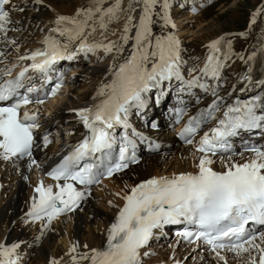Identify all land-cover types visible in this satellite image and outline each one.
I'll list each match as a JSON object with an SVG mask.
<instances>
[{
  "label": "snow or ice",
  "instance_id": "snow-or-ice-1",
  "mask_svg": "<svg viewBox=\"0 0 264 264\" xmlns=\"http://www.w3.org/2000/svg\"><path fill=\"white\" fill-rule=\"evenodd\" d=\"M94 2L97 5L95 8L77 11L76 16L83 15V20L65 16L56 18V27L52 31L66 36L68 43L48 37L43 42V49L20 57L22 60L32 61L29 67L33 71L47 76L54 64L59 60L72 59L77 52L103 50L108 55L115 47L119 54L129 39L134 41L130 55L118 69L114 72L109 70L114 77L112 81L101 84L97 89L96 95L104 99L94 107L77 110L76 114L89 135L47 173L49 178L57 181L56 191H53L51 185L45 187L43 181L34 189L37 195L33 198L27 215L31 221L46 219L45 228L61 214L74 211L79 207L80 201L85 199V193L78 190L76 185L88 188L98 184L101 177L110 178L128 168L130 163L138 162L134 152L135 144L127 135L121 137L117 161L107 167L106 171H99L100 165L88 161L97 157V154H100L101 160L111 156L117 141L110 130L117 126L125 129L129 127V112L133 108L139 110L145 106L146 93L166 80L174 77L182 79L180 41L171 34L154 36L152 32L153 15H158L154 10L158 4L163 11L161 18L164 24L175 28L167 11L170 7L169 0H129L127 8L121 7L122 0H115L108 8L99 6L106 0ZM10 4L11 0H0V33L9 30L10 11L6 6ZM137 6L140 7V14L138 20H135L132 13ZM121 11L129 13L120 37L121 44L87 42L91 32L86 35L85 30L93 16L99 14L100 28L106 29L108 23L119 19ZM258 14L259 10L253 14L250 27L256 22ZM133 28L135 35L130 36ZM95 30L94 27L91 29L92 32ZM240 35L244 36L243 33ZM224 39L220 37L207 45L209 55L200 70L204 76L219 80L221 71L226 66L225 62L231 55L230 41L227 44L229 51L222 52L221 44ZM77 40L79 45L76 51H69V44ZM254 56L255 53L248 59L252 60ZM29 67H25L13 79H3L4 76H11V69L0 75V102L13 101L6 106H0V159L28 157V167L31 169L36 163L31 157L34 129L40 127L39 109L24 111L22 115L20 109L30 104L43 105L48 99L56 97L62 87V80L50 91L33 99L31 94L37 91L35 88H27L24 94L20 92L24 87L22 79ZM244 79L250 81L248 76ZM258 83L264 85V79ZM187 86L207 87L206 84L199 83L198 78L188 81ZM217 109L218 104L214 102L206 114L190 119L180 132V138L185 143L192 144V137L201 123L213 118ZM260 127H264V101L261 97L229 106L223 112V119L211 129V134L205 133L198 142L196 151L202 153L197 165L198 172L174 175L171 178L154 177L132 187L129 194L123 197L124 205L115 221L107 229V244L104 249H91L90 257L85 253L80 259L89 260V264H142L141 249L148 245L154 230L163 229L165 225L185 224L184 230L177 235L188 243L199 241L206 245L224 264L227 261L225 256L220 255L221 250L234 253L237 257L248 253L246 264H264V231L257 233L254 229L246 228L250 223L264 226V150L246 149L254 154L253 158L243 164H226L223 172L212 169L213 160L210 158L219 152H230L228 138L236 135L238 130ZM43 139L47 146L50 143L48 136L45 135ZM130 149L133 150L131 155ZM60 181L63 183H59ZM190 227L194 231L189 230ZM257 239L260 243L255 242ZM18 246L0 245V264H16L11 257ZM76 248L77 245L74 244L69 250L70 253L75 252ZM143 255L147 256L148 253ZM72 261L77 264L75 256ZM52 264L58 262L53 261Z\"/></svg>",
  "mask_w": 264,
  "mask_h": 264
},
{
  "label": "bare ground",
  "instance_id": "bare-ground-1",
  "mask_svg": "<svg viewBox=\"0 0 264 264\" xmlns=\"http://www.w3.org/2000/svg\"><path fill=\"white\" fill-rule=\"evenodd\" d=\"M208 1L210 0H169L168 15L172 24L175 25L174 36L180 41L182 79L178 80L174 77L162 82L160 86L152 88L145 94V106L142 109L130 110L128 129L137 131V140L143 143L140 146L141 161L113 176L112 179L104 180L95 188H77L85 193V199L80 201L79 207L70 213L61 214L46 228V219L31 221L27 215L32 200L37 195L34 189L40 181H43L45 187L51 185L53 191H56L57 182H51L44 177V174L62 155L67 153L70 146L78 145L85 136V127L76 114L77 110L94 107L104 99L96 95L97 89L101 84L112 81L114 77L109 70L112 69L114 72L118 69L130 55L134 41L129 39L119 54L115 47L108 55H105L103 50L77 52L71 63L75 66H71V71L64 74L66 90H68L63 96L64 100L62 98L51 104L33 105L29 107L30 110L27 109L30 112L39 109L40 127L36 129L38 142L31 157L36 163L29 169V158L23 161L12 158L0 159V245L5 247L19 245L11 257L16 264H25L26 261V264H52L53 261L58 264H73V256L77 258V264H86L89 260H82L80 256L88 253L90 257L91 249L105 247L107 229L115 221L120 208L124 205L123 197L129 194L132 187L154 177L171 178L174 175L198 172L197 165L201 154L196 151V147L200 140L199 136L193 139L192 144L179 143L176 136L183 122L176 125L175 130L171 128L176 118L172 113H168L170 100L175 103L184 101L182 106L186 109L203 105L208 111L216 102L218 109L214 111L213 118L208 120L204 128L205 134L220 120L229 102L235 96L253 94L258 89H264V85L258 83L264 79V3L250 14L248 21L251 22L253 14L259 10L256 22L246 31L249 43L239 49L241 40L234 37L241 36V33H236L233 37L223 35L224 32L219 34L221 31L219 25L215 30L211 27L214 21L198 22L203 15L200 12ZM114 2L115 0H106L99 6L108 8ZM128 3L129 0H122L121 7L127 8ZM175 3L177 6L174 5ZM96 6L94 0H40V2L11 0V4L6 6L10 11L9 30L6 33H0V73L2 74L7 67H12L13 61H21L20 57L31 55L41 49L46 38L67 39L59 32L52 31L56 27L55 20L58 16L83 20V15L76 16L77 11ZM154 11L158 13L153 15L154 36L169 35L172 27L164 24L161 18L163 11L159 4ZM128 14L121 11L119 19L108 23L106 29L100 28L99 14L93 16L85 30L86 35L91 32L87 42L121 44L120 37ZM139 14L140 7L137 6L136 11L132 13L135 20H138ZM193 23H196V26ZM93 27L96 29L94 32L91 31ZM214 31L218 32L217 35ZM129 35H135L134 28ZM206 37L211 39L206 41L203 48H196L204 51L200 53L202 55L191 54L189 50L192 45ZM220 37L225 38L221 44L223 53L229 51L227 44L231 42L230 58L225 62L226 66L222 69L219 80L210 78L212 85L208 88L206 95L198 101V95L203 88L198 86L189 88L187 82L193 78H198V82L203 84L208 81L209 77L204 76L200 70L204 67L209 55L207 45ZM229 37L231 39H227ZM78 45L79 40L71 42L69 51H76ZM254 53V59L249 60L248 57ZM89 54L91 65L87 67L82 60ZM199 60L200 63L197 62ZM184 74L187 78H184ZM245 76L250 77V81L244 79ZM154 96H156V102L153 99ZM141 117L143 121L140 120ZM155 126L156 130L153 129ZM54 130L58 132V135L64 132L65 137L53 143L52 131ZM45 135L50 141L47 146L43 139ZM162 144H164L163 147ZM146 146L148 151H144ZM253 155L240 153L236 157L210 156L213 160L211 167L214 171L223 172L226 164H243L250 161ZM177 233L167 230L166 225L163 229L154 230L148 245L141 249L142 264H224V261H220L211 251L207 252L197 249L196 246H186L181 241L177 242L179 241ZM172 237L174 242L165 245L166 239ZM255 242L260 243V240L257 239ZM74 244L77 245L76 251L70 253L69 250ZM145 252L148 253L147 256L143 255ZM154 253L157 257L150 258ZM165 253L168 254V259H165ZM220 255L226 257L227 264H246L248 260V253L237 257L234 253L221 250Z\"/></svg>",
  "mask_w": 264,
  "mask_h": 264
},
{
  "label": "rangeland",
  "instance_id": "rangeland-1",
  "mask_svg": "<svg viewBox=\"0 0 264 264\" xmlns=\"http://www.w3.org/2000/svg\"><path fill=\"white\" fill-rule=\"evenodd\" d=\"M264 3V0H210L208 1V3L206 5L203 6V10L200 12L202 13V18H200V21L198 22H206V23H210L212 21H214V24H212V29L215 30L218 25L221 28V31L219 32L223 33V35H230V36H235L236 33L240 34V33H245L244 35H246V37H234V38H240V45H239V49H242L244 46H247V44L249 43V38H248V32L246 33L247 29L250 27V21H248V18L250 16V14L252 13V11L254 9H256L257 7L262 6ZM174 5L177 6V4L175 3ZM175 6V8H177ZM37 11V10H36ZM183 24V23H182ZM194 26H196V23H193ZM170 28V33L171 35H173L174 33V29ZM195 29V28H193ZM43 32V31H42ZM214 33L217 35V31H214ZM218 34V36H219ZM208 39H211V37H206L203 40H201L199 43L192 45V48H190L189 52L191 54L194 55H200V53L204 52V51H199L198 49H196L197 47L203 48L204 45H206V41ZM227 39H231V37L227 38ZM199 53V54H198ZM91 55H87L82 62L84 61L85 66H90L91 62ZM198 63H200V60L197 61ZM71 66H75V64H70V68ZM184 78L186 77V74H184ZM187 78V77H186ZM207 85L206 88H203L200 95H198V101L201 100L207 93L208 88L210 87V85H212V83L210 82V78L208 79V81L205 83ZM213 84H216V82H213ZM220 88V87H219ZM222 88V87H221ZM65 95V92L63 94V96ZM61 97L62 100H64V97ZM176 127L172 128L173 130H175ZM62 134V136L60 135ZM64 132H60L58 135V132L56 133V131H52V137H53V143L56 140H59L63 137H65ZM61 136V137H60ZM164 146V144H162V147ZM161 147V149H162ZM160 149V150H161ZM161 153V152H160ZM159 154V153H157ZM232 157H236V156H232ZM174 242L173 238L170 239H166L165 241V245H170ZM157 254L154 253L150 258H154L157 257ZM167 255V256H166ZM165 259H168V254H164ZM27 263V261L25 262V264Z\"/></svg>",
  "mask_w": 264,
  "mask_h": 264
}]
</instances>
